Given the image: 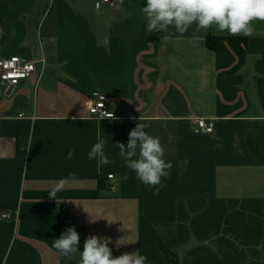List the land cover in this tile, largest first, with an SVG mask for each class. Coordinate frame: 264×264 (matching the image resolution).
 I'll return each instance as SVG.
<instances>
[{
    "label": "crops",
    "instance_id": "0c3cea01",
    "mask_svg": "<svg viewBox=\"0 0 264 264\" xmlns=\"http://www.w3.org/2000/svg\"><path fill=\"white\" fill-rule=\"evenodd\" d=\"M143 2L0 0V60L36 67L19 85L0 79V209L15 213L0 219V264H78L52 247L71 226L81 252L96 235L148 264H169L164 251L264 264V22L249 37L193 25L165 40L146 32ZM97 96L114 118L89 114ZM141 119L173 165L158 195L118 155ZM98 139L109 164L88 158Z\"/></svg>",
    "mask_w": 264,
    "mask_h": 264
},
{
    "label": "clouds",
    "instance_id": "9594fccd",
    "mask_svg": "<svg viewBox=\"0 0 264 264\" xmlns=\"http://www.w3.org/2000/svg\"><path fill=\"white\" fill-rule=\"evenodd\" d=\"M140 11L146 22V32L162 34L165 40L172 36L173 29L175 33L184 34L193 25L196 31L205 33L214 28L229 35L249 37L255 30L254 22H264V0H144ZM129 15H135V11H130ZM149 127L141 119L129 132L127 146L123 142L116 146L125 167L158 195L166 186L164 181L171 175L173 165L165 159L160 138L146 131ZM104 144L103 139H98L87 153L98 165L111 162ZM48 195L56 199L57 189L53 188ZM122 240L118 241V246L124 245L120 243ZM110 243V238L90 235L81 252L80 234L71 226L59 238L53 239L52 247L67 260L75 254L79 257L78 264H148V257L141 251L114 257Z\"/></svg>",
    "mask_w": 264,
    "mask_h": 264
},
{
    "label": "built area",
    "instance_id": "2783aa9c",
    "mask_svg": "<svg viewBox=\"0 0 264 264\" xmlns=\"http://www.w3.org/2000/svg\"><path fill=\"white\" fill-rule=\"evenodd\" d=\"M115 1L120 2L122 0H100V3L114 5ZM0 69L2 71L0 79L12 87L19 85L21 82L31 77L35 72L36 67L35 63L32 61H27L19 57H12L10 59L0 60ZM88 110L89 114L93 117L108 119L114 118V114L110 111L109 105L103 97H91ZM195 123L199 132L209 134L214 131V123L212 121L208 122L205 119H197ZM107 177L109 180V189L116 192L119 183L115 175L110 174ZM14 216L15 213L10 210L0 209V219L12 220Z\"/></svg>",
    "mask_w": 264,
    "mask_h": 264
},
{
    "label": "trees",
    "instance_id": "16d2710c",
    "mask_svg": "<svg viewBox=\"0 0 264 264\" xmlns=\"http://www.w3.org/2000/svg\"><path fill=\"white\" fill-rule=\"evenodd\" d=\"M169 264H179L176 254L173 251H164Z\"/></svg>",
    "mask_w": 264,
    "mask_h": 264
}]
</instances>
